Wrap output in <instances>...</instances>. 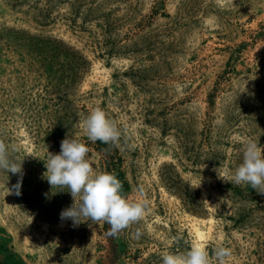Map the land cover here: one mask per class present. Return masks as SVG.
Here are the masks:
<instances>
[{"label": "rangeland", "instance_id": "1", "mask_svg": "<svg viewBox=\"0 0 264 264\" xmlns=\"http://www.w3.org/2000/svg\"><path fill=\"white\" fill-rule=\"evenodd\" d=\"M37 36L86 61L60 56L59 91L46 89ZM95 107L121 130L108 147L125 195L142 186L149 200L114 238L104 222L62 221L72 197L44 178L66 136L106 172L78 126ZM249 138L264 148V0H0V140L23 161L19 195L20 174L0 169V264H162L194 242L264 264V193L222 179Z\"/></svg>", "mask_w": 264, "mask_h": 264}, {"label": "clouds", "instance_id": "2", "mask_svg": "<svg viewBox=\"0 0 264 264\" xmlns=\"http://www.w3.org/2000/svg\"><path fill=\"white\" fill-rule=\"evenodd\" d=\"M78 126L88 140L119 147L121 130L102 108H93L78 121ZM10 150L15 151L14 146L0 140V169L20 174L21 178L14 186L19 195L23 161L11 158ZM45 167L44 178L49 185L52 188L68 189L72 197L73 203L61 211L60 219L70 220L73 227L88 221L97 225L104 222L110 226L108 235L118 237L125 229L140 223L148 211L149 200L144 188L140 186L137 197L129 199L123 193V184L115 174L94 169L89 147L77 138L66 136L61 141L60 152L49 153ZM217 174L220 177L218 171ZM222 179L237 186L250 184L258 192L264 193V148L259 142L251 138L244 141L242 162ZM141 234L137 229L135 238ZM231 255V249L222 245L216 246L210 255L206 244L194 242L186 252L162 253V264H213V261L216 264H227Z\"/></svg>", "mask_w": 264, "mask_h": 264}, {"label": "trees", "instance_id": "3", "mask_svg": "<svg viewBox=\"0 0 264 264\" xmlns=\"http://www.w3.org/2000/svg\"><path fill=\"white\" fill-rule=\"evenodd\" d=\"M37 37L39 39H37L36 42L33 43V45L35 47L36 46L38 47L37 49L39 50L38 53L40 54V63L42 66V70L48 76H50L49 74L52 73L50 85L48 87H46V89L52 88L50 90L54 89V90L59 91V90H61L60 86L63 83H65L62 81L63 78H61L60 71L58 70L59 65L60 66L64 65V63L59 64L60 60H61L60 56L62 55L63 59L67 63L73 64L72 66H74V64L77 65L78 62H79L78 66H80L81 64H84V62H86V61L80 55H79V57L74 56V55L71 56V54L68 53V47H66L65 43L60 39L51 38V37H41V36H37ZM24 46H27V45H24ZM75 59H77V61H75ZM56 65H58V66H56ZM49 78H48V81H49ZM101 146H102V148H101ZM108 146L109 145L101 143L99 141L94 143V147H95L96 151L99 152L100 154H102V156L104 158L103 163H104V167H105L106 172L113 173L117 176V178L123 184V193L125 194L128 186H127V181L124 177V172L119 165L118 159H113L114 158L113 151ZM176 195L178 196L181 204L187 209V203L190 202L189 199H186L187 203H185V201H184L185 199L181 198L179 193L178 194L176 193Z\"/></svg>", "mask_w": 264, "mask_h": 264}]
</instances>
